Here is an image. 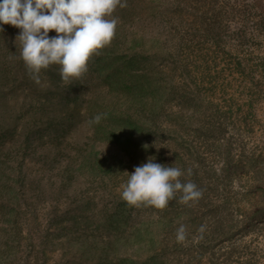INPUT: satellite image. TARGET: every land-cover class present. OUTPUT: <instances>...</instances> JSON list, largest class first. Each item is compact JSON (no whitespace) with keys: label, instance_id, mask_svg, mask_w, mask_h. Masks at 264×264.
<instances>
[{"label":"trees","instance_id":"16d2710c","mask_svg":"<svg viewBox=\"0 0 264 264\" xmlns=\"http://www.w3.org/2000/svg\"><path fill=\"white\" fill-rule=\"evenodd\" d=\"M124 2L125 7L117 6L112 13L118 24L111 42L93 54L87 71L67 86L57 64L42 69L37 83L19 56L20 29L2 25L0 264H28L30 254L34 261L46 260L49 250L66 242L79 251L55 264H165L155 255L139 260L126 250L135 242L124 236L130 218L126 202L98 211L90 197L75 189L72 204L61 208L59 200L80 177L85 183L97 177L113 181L125 167L132 171L150 157L166 163L160 141L169 129L163 127L161 114L179 88L177 68L166 62L170 52L160 36L134 28L144 15L154 20L164 16L157 13L158 0ZM183 99L192 104L191 97ZM96 114L104 115L99 123L90 122ZM80 132L81 138L76 135ZM100 141L114 144L128 161H107L95 148ZM178 157L174 154L168 164ZM34 161L49 170L48 175L55 174L60 186L48 190L39 174L30 175ZM87 227L92 234L80 232Z\"/></svg>","mask_w":264,"mask_h":264},{"label":"rangeland","instance_id":"374dc122","mask_svg":"<svg viewBox=\"0 0 264 264\" xmlns=\"http://www.w3.org/2000/svg\"><path fill=\"white\" fill-rule=\"evenodd\" d=\"M155 4L164 17L144 15L134 28L160 36L170 52L166 62L177 68L179 88L161 114L163 127L169 129L160 141L165 164L178 154L173 166L183 171L180 179L195 183L202 195L183 202L177 193L162 209L130 205L124 236L135 242L126 250L139 260L155 255L165 264H264V0ZM190 97L192 104H186L183 98ZM95 148L107 161L129 159L112 143L96 142ZM30 165L29 174H39L48 190L60 186L55 174L48 175L35 161ZM126 171L132 172L125 167L113 181L72 180L64 190L67 195L59 199L61 208L72 204L75 189L90 197L98 211L116 209V202L125 203L120 193ZM80 232L92 234V229ZM67 243L49 250L46 260L34 261L30 254L28 264L71 258L79 249Z\"/></svg>","mask_w":264,"mask_h":264},{"label":"clouds","instance_id":"9594fccd","mask_svg":"<svg viewBox=\"0 0 264 264\" xmlns=\"http://www.w3.org/2000/svg\"><path fill=\"white\" fill-rule=\"evenodd\" d=\"M117 6L125 7L126 3L124 0H0V30L4 24L20 29L19 56L37 83L41 70L52 64L59 65L61 79L69 81L86 72L90 57L111 42L118 24V18L112 16ZM52 30L56 34L50 36ZM103 115L96 114L90 122L99 123ZM188 171L190 174L191 170ZM127 173L120 195L129 205L143 203L162 209L177 193L183 202L202 195L195 183L180 179L184 175L180 168L155 162L151 157ZM183 231L181 226L178 229L181 239Z\"/></svg>","mask_w":264,"mask_h":264}]
</instances>
